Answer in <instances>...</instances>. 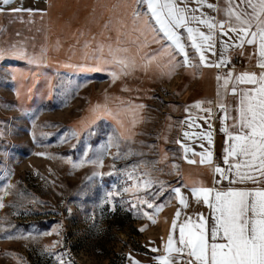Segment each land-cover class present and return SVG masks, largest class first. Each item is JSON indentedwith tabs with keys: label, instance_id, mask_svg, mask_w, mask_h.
<instances>
[{
	"label": "rangeland",
	"instance_id": "1",
	"mask_svg": "<svg viewBox=\"0 0 264 264\" xmlns=\"http://www.w3.org/2000/svg\"><path fill=\"white\" fill-rule=\"evenodd\" d=\"M70 1L79 0H18L12 9L22 11L12 12L0 0L6 9L0 13V48L16 45L29 57H40L43 50L37 63L0 58V264H158L155 257L166 254L170 233L179 247V225L186 214L187 206L172 189L180 188L189 204L180 165L171 163L155 126L163 122L171 100L162 81L166 60L174 53L153 42L156 34L150 35L142 20L141 51L120 53L135 60L131 74L113 81L111 65L90 70L97 63V43L105 45L107 59V45L116 47L120 37L115 26L109 35H82L86 24L93 33L102 21L79 19L80 4ZM195 6L189 0L188 7ZM140 7L147 12L146 5ZM115 12L110 10L111 17ZM151 53L159 54L145 68ZM129 90L138 100L150 96L145 103L154 127L150 132L140 122L133 127L132 115L120 106ZM104 105L119 113L130 139H115L116 119ZM109 137L113 144L103 152L102 166L92 163ZM149 178L153 183L145 187ZM171 258L172 264L190 259L186 250L173 251Z\"/></svg>",
	"mask_w": 264,
	"mask_h": 264
},
{
	"label": "snow or ice",
	"instance_id": "2",
	"mask_svg": "<svg viewBox=\"0 0 264 264\" xmlns=\"http://www.w3.org/2000/svg\"><path fill=\"white\" fill-rule=\"evenodd\" d=\"M12 0H2L3 5H9ZM189 0H136L137 5H146L147 12L135 10L134 19L143 20L145 29L155 33L153 37L154 43H160L161 49L170 48L172 45L179 53L183 54V65L188 67L190 60L185 44L181 42V35L178 29H185L187 32V40L191 42L190 46L199 53L200 63L205 67L220 68L226 63L224 59L219 62H207L205 51L215 52V31L219 30L221 36H228L229 40L235 39L240 43L237 47H243L246 43L255 46L258 51L257 67L259 73L245 71L234 77L235 83H232L230 94L237 97L233 111L235 116L229 115V110L220 94V88H223L225 96L229 94L230 81L233 80V73L228 72L224 76L217 75L219 82L223 80V84L218 87L217 106L224 112L222 123L231 119L232 131L229 127L224 126L221 131L226 134V146L224 148L223 162L227 166L222 168L215 165L213 168L214 175L219 179L214 183L220 184L227 180L229 185L243 184L252 182L253 184H264V0H225L226 7L223 9L225 20H217L214 17H206L203 13L197 16L195 13L197 8L188 7ZM193 2L205 6L204 0H193ZM183 5V7H181ZM208 8L220 12L218 5L207 4ZM6 9L0 7V13H4ZM12 12H19L22 9H12ZM29 12L32 10L29 9ZM204 25L208 29L206 34L200 31L198 27L189 26L190 23ZM139 31V29H136ZM232 33V36H229ZM95 39V38H93ZM139 40V37H138ZM163 41V43H161ZM171 42V43H169ZM116 47L112 44L107 45L108 58H103L105 45L97 43L94 50V60L96 64L90 70L104 71L107 66L111 65L115 70L110 71V76L115 81L121 75H129L136 68V62L133 58L120 53H127L128 49L119 47V39L115 42ZM84 47H89V42L85 41ZM222 47H228L227 41H222ZM99 53L100 55H95ZM159 53H151L145 59L146 63L143 67L147 68ZM256 53H253L255 55ZM41 56L29 57L28 54L20 47L12 45L7 49L0 48V58L11 56L14 58L28 59L30 63H37ZM223 55V53H221ZM103 60V66L99 61ZM173 56H169V76L172 70L177 66L172 63ZM159 66V65H158ZM251 85L247 88H239L238 85ZM197 102L196 107L200 106ZM211 103V102H209ZM97 105V108H100ZM109 115H113L116 119L117 128L114 132L117 134L115 139H130L124 136V125L119 119V113H113L103 106ZM143 105H131L125 108V111L132 115V126L137 123L136 112ZM211 115V108L206 109ZM211 128V125H209ZM185 137L188 133H184ZM208 144L211 146L213 142L212 132L206 134ZM179 143V141H177ZM113 144V137H109L106 144L96 161L92 163L102 166L103 152ZM119 148V144L115 145ZM185 153L189 149H184ZM42 155V154H41ZM193 155H199V163L212 165L213 153L210 150ZM119 158V152L117 153ZM188 163H197L196 160H188ZM75 166V165H74ZM135 167V166H134ZM175 167V166H174ZM94 175H103L94 173ZM149 175V174H145ZM131 178V174H129ZM145 187L151 186L153 181L149 178L143 181ZM163 187V186H162ZM124 191H128L127 188ZM172 191L179 198V202L183 206H187L186 198L182 196L180 188H174ZM193 196L200 200L203 199L205 205L212 210L211 226L208 220L200 215L198 223L191 222V218L186 219L179 225V237L176 243L179 247H174V237L170 233L168 243L166 245L163 256H157L155 259L158 264H172L171 253L173 251L183 254L186 250L188 259L185 264H264V188L257 187L255 189L233 188L228 187L224 190H218L210 187L191 188ZM109 197L112 193L108 194ZM4 207L0 202V208ZM135 207V204L132 205ZM152 208L151 203L148 204ZM163 205H158L157 209ZM180 216L179 210L176 217ZM152 219V217H149ZM153 223L156 221L153 220ZM177 228V220L172 221V231ZM151 251L156 252L153 248Z\"/></svg>",
	"mask_w": 264,
	"mask_h": 264
},
{
	"label": "crops",
	"instance_id": "3",
	"mask_svg": "<svg viewBox=\"0 0 264 264\" xmlns=\"http://www.w3.org/2000/svg\"><path fill=\"white\" fill-rule=\"evenodd\" d=\"M89 1V0H88ZM87 0L77 1L80 6L77 10V17L79 19H85L87 22L94 20H101V29L93 31L90 33L88 31L89 24L83 28L82 35L89 34H102L109 35L110 31L117 29L116 35L120 37V45L122 48L128 49V51L138 52L141 51V42L143 36L142 20H135L133 13L139 8L136 0H116V2H110L109 0H92L89 5L83 9L81 5L87 4ZM18 0H12V2L7 5L8 9H12L16 6ZM74 1H70L72 5ZM76 3V2H74ZM76 3V4H78ZM112 3V6H111ZM207 4L218 5L221 9L220 12L214 11L208 8ZM203 7L197 4L195 8L199 9L195 14L200 16L203 13L206 17H214L217 20H225V13L223 9L226 7L225 0H204ZM181 7H183L181 5ZM110 10H116L111 17ZM70 19L74 18L73 12L69 13ZM116 23V24H115ZM115 26V27H114ZM191 27H198L200 31L208 33V29L204 25H199L196 23H190ZM114 27V28H113ZM113 28V29H112ZM81 29V28H79ZM136 29H139L137 31ZM182 39L181 42L185 44V50L188 53L190 65H183V54L179 53L172 45L170 48L166 49V52L170 51L174 53V60L172 63L177 65L173 70L172 74L169 76L170 66L169 60H166V76L165 83L171 91V100L166 103V114L164 120L158 126L157 132L159 136V143L165 147L167 155L171 156V163L180 165L181 177L184 181L187 194L189 195V204L186 208V214L182 222L186 219L191 218V222L198 223L200 215L202 214L208 220L209 227L211 226L212 210L204 204L203 199L197 200L192 192L191 188L196 187H210L216 188L218 190H224L228 187L233 188H246L255 189L257 187L264 188V184H253L252 182H245L243 184L229 185L227 180H224L220 184L214 183V180L219 179L218 174L214 175L213 168L215 165H219L222 168L227 166L224 164H219L216 162L215 156H219L223 160L224 148L226 146V134L221 131L224 126L229 127V131H232L231 124L232 120L229 119L222 123L224 112L217 106L218 100V87L223 84V80L217 81V75L224 76L228 72L233 73V80L230 81L229 94L225 96L223 88H220L221 97H223L226 103L229 115L235 116V112L232 110L237 97L230 94V88L232 83H235L234 77L245 71L259 73L260 69L257 67L258 51L255 46L244 44L243 47H237L239 41L232 39L229 40L228 36H221L219 30L215 31V52L213 55L211 51H205V56L207 62H219L224 59L226 63L220 68L216 67H205L200 63L199 53L193 49L190 44L191 42L187 40V32L185 29L181 28L177 30ZM73 32H71L72 34ZM80 32H75L79 34ZM154 34L150 32V35ZM229 33V36H232ZM122 37V38H121ZM139 37V40H138ZM222 41H227L228 47L225 49L222 47ZM171 43V42H170ZM132 47V48H131ZM176 53V55H175ZM223 53V55H221ZM253 53H256L253 55ZM234 55H238L241 61V68L239 69H226L227 65L231 62ZM172 56V55H170ZM135 84V83H133ZM154 85V84H152ZM152 85L148 89H152ZM239 88L251 87V85L240 84ZM125 91V89H124ZM131 90L124 92V96L121 99L120 106L124 109L127 104L143 105V108H138L135 110L137 114V123L140 122L144 131H151L154 127L148 122L147 111L145 108V103L150 99V96L144 97L138 100L139 97H132ZM129 96V98L126 97ZM197 102L200 103L199 107L195 105ZM211 102V103H209ZM122 108V107H120ZM211 108V115L206 111V109ZM125 111V115H126ZM140 113V114H139ZM211 125V128H209ZM211 131L213 142L210 146L208 144L206 133ZM184 133H188L185 137ZM179 141V143H177ZM187 148L189 151L185 153L184 149ZM210 150L213 153V163L212 165L199 163L200 156L193 155V153H203L205 150ZM196 160L197 163H188V160Z\"/></svg>",
	"mask_w": 264,
	"mask_h": 264
},
{
	"label": "built area",
	"instance_id": "4",
	"mask_svg": "<svg viewBox=\"0 0 264 264\" xmlns=\"http://www.w3.org/2000/svg\"><path fill=\"white\" fill-rule=\"evenodd\" d=\"M242 64L240 61V57L238 55H234L231 62L227 65L226 69H239ZM216 161L220 164H223V160L221 157L216 156Z\"/></svg>",
	"mask_w": 264,
	"mask_h": 264
}]
</instances>
